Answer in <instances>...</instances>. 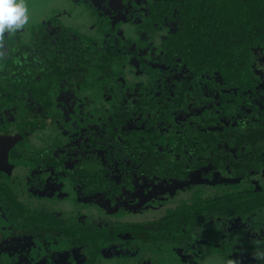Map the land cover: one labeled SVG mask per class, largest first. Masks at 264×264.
Returning a JSON list of instances; mask_svg holds the SVG:
<instances>
[{"label":"trees","instance_id":"obj_1","mask_svg":"<svg viewBox=\"0 0 264 264\" xmlns=\"http://www.w3.org/2000/svg\"><path fill=\"white\" fill-rule=\"evenodd\" d=\"M69 1L85 3V0ZM86 1L96 12L107 8L116 12V17L110 19L113 29L101 35L99 45L59 20L32 27L27 49L17 35L0 36V106L7 109L10 113L7 115L23 106L27 97L33 99L36 95L32 93L31 76L22 68L25 51L32 52L39 44L55 40L56 44H51L52 50L48 53L54 55L61 51L70 57L66 72L60 71L61 76H68L61 89L66 94L63 102L56 106V97L55 105L50 106L48 98L42 100L36 95L35 100H39L41 107L33 102L25 113L27 123L32 120L34 126L38 124L41 128L40 144H31L26 133L25 155L10 154V158L4 159L6 165L12 161L14 166L26 167L29 181H41L44 175L50 182L61 184V188L71 187L76 198L75 218L83 216L86 220V223L67 227L71 229L69 234L62 231L69 242L65 246L56 245L44 263L100 264L102 257L98 251L103 246L104 250L114 253L104 257L105 264L109 260L115 264H129V260L133 264H206L209 257L210 262L220 264H264V241L256 238V233L264 230V191L257 192V203L250 207L243 203L245 193L225 192L224 186H221L224 192L209 197L213 186H217L212 182L229 183V190L230 185L237 186L231 182L241 178L239 168L236 169L231 160V170H224L221 162L230 156L219 151L209 136L217 131L222 140L226 138L229 149L226 152L237 151L241 156L249 153L243 144L251 140L253 133L246 132L244 124L241 126L225 117L233 106L232 92L227 96V91L215 96L214 88L215 85L217 90L228 88L232 83L244 88L264 82V0H248L243 4L236 0L230 3L211 0L208 4L202 1L178 30L170 31L171 47L161 53L144 38L153 30L136 25L137 10L143 15L150 6L152 11L158 7L153 0ZM173 1L160 3L156 9L158 20L169 14L172 6L169 3ZM130 24L136 25V40L126 38L122 30V26ZM42 80L45 82V76ZM93 100L96 109L90 112L88 107ZM46 105L49 115H45ZM149 118L155 125L149 123ZM25 120L23 131L28 125ZM50 130L58 139L48 147L43 140L49 137L46 133ZM258 134L254 140L260 141L264 131ZM195 144H198L197 150ZM132 148L144 151L152 165L161 167L156 177L149 176L150 172L138 176L149 181L145 185L147 188L162 181L165 188L174 185L173 191L180 185L181 192L188 190L192 194V198L182 199L185 202L172 206L161 218V225L134 223L124 218L122 209L108 219L104 217L106 210L101 206L99 194L104 195L107 204L111 201L112 206L124 183L109 178L107 173L103 175L105 180L102 179L97 158L104 156L108 160L118 150L132 151ZM193 163L195 168H207L201 175L204 183L194 190L184 186V177ZM211 166L213 174L207 176ZM105 170L110 173V161ZM217 170L226 175V180L217 179ZM121 176L126 177L125 174ZM0 188V199L12 198L2 169ZM188 192L182 196L188 197ZM169 202L174 204L173 200ZM12 205L20 207L22 216L34 212L14 201ZM198 212L211 215L216 223H226L221 228L226 236L216 239L205 229L198 241ZM207 247L213 253L209 254ZM178 249L181 252L175 251Z\"/></svg>","mask_w":264,"mask_h":264},{"label":"flooded vegetation","instance_id":"obj_2","mask_svg":"<svg viewBox=\"0 0 264 264\" xmlns=\"http://www.w3.org/2000/svg\"><path fill=\"white\" fill-rule=\"evenodd\" d=\"M202 1L204 4H208L211 0H174L173 2L169 3V5H172L169 7V14L166 17L158 20L156 9L159 7L160 3L163 4L164 0H153V3L158 7L152 11L151 9L153 7L150 6L149 10L152 12L150 13L148 10L143 15H141V12L137 10L136 16L138 18H136V25L141 24L143 25V28H150L153 30V32H147V34L144 35V38L146 39V43H149L153 49L157 50L158 53H161L165 51V49L171 47L168 38L170 31L172 32L178 30L179 27L183 25L184 21H187L189 13L193 12L195 7L199 3H202ZM227 1L230 3L231 0ZM236 1H240L239 4H243L248 0ZM71 4L81 7V9L84 8L87 11L93 26L99 33V35H97L95 38L90 36L88 37L92 38L95 44H101V35H103V33H105L107 30L113 29L110 19L116 17V12H113V10L108 8L96 12L92 8L91 4L86 0L85 3L75 4L71 2ZM55 20L59 19L54 18L39 25L49 22L54 23ZM136 25L130 24L122 26V30H124V35L126 38H132L135 40L137 39V36L134 34ZM167 29H169V31ZM72 30L76 33L83 34L75 29ZM29 39L26 41L22 40V42L27 46ZM64 43L65 38L63 44ZM51 44H56L55 40L50 41L49 43L46 42L44 44H39V46L36 47V49H34L32 52L27 53L25 51L23 54L25 67L22 66V68H24V70L26 69V74L31 76L34 87V91L32 93L34 95H39L41 97L40 99L42 100L48 98V103L50 106L55 105V98L57 97L58 102L56 106H58L61 102H63V97L66 95L64 92H61V89H63L62 87L66 85L68 79V76H61L60 71L63 70L66 72V63H68V59L70 57L61 51H57V54L50 55L48 51L52 50L50 49ZM28 46L25 47V49H27ZM81 61L84 62L83 60ZM41 66L42 69L39 68ZM43 76H45L46 84L42 80ZM73 76L75 75L73 74ZM247 76L249 77V74ZM258 84L259 82L253 86L248 85V87L244 86L243 88L241 84L238 85L232 83L227 86L228 88H221L218 90L215 85V96H218L220 93H224L226 91V96L230 95L231 92L233 95L232 99L230 100L233 106L231 109H229V113L225 115V117H230L231 121L234 123L239 122L238 124L241 126L244 124L245 131L248 133L252 132L253 134L251 136V140L246 141L243 144L249 153L242 154V156L238 154L237 151L226 152L229 150L226 148L227 139L225 138L226 141L225 139L222 140L220 138V134H218L217 131L209 136L212 140L211 143L214 144V141L216 142L219 151L225 152L226 156L227 154L230 156V158H227L221 162V166L224 167V170H231L229 168V162L231 160L233 163H235L236 169L239 168L237 171L241 174L240 179L233 180V182H231V184H237V186L230 185L231 189L229 190L227 189V185L229 183L227 184L225 182L223 185H221L219 182H212V184H217V186H213L214 191L211 190V195L209 196L210 198L214 197L216 193L224 192V188L222 189L224 186L226 187L225 192L227 190L231 191L232 193L234 191L241 194L245 193L247 196L243 198V203L250 207L257 203V192L264 191V137L260 141L254 140L255 134L259 136L258 133L264 131V82L259 85ZM223 86H225V83H223ZM239 90L242 92H239ZM36 95L32 97L33 99L27 97L25 102L22 101L24 105L20 106L19 108L17 107L14 113H11L12 115H7L10 114L7 113V109H3L0 106V169L5 172V176L8 179L9 186L12 190V198L8 199L7 197H4V199H0L2 200L0 203V242H2L4 239L7 243L14 240L16 241V239L18 241L21 240L24 249L23 251L20 250V252H18V249L17 251L0 250V264H45V258L48 257V253L57 248L56 245L65 246L66 242H69V239L65 240L64 236L62 235V231L64 230L69 234L71 229L67 227H71L75 225V223H86V220L83 216H79L77 219L75 218L76 207L74 203L76 202V198L72 193L73 191L71 187L65 185L61 188V184L58 185L56 183L54 184L50 182L44 175L42 176L41 181H29V179L26 178L29 172L26 167L22 168L21 166H14L15 164L10 160V165H6L4 163V159L6 157L10 158V156L13 154H19L20 157L25 155L23 152V144L24 140L26 139V133H28L30 136L31 144L36 145L35 141L37 144H40L41 142L43 133L41 128H39V125L37 124L34 126V121L31 120L29 123H27V120L24 119L25 113L30 110V104H33L34 102L41 107L39 100H35ZM23 103H20V105ZM91 104L92 106L88 107V111L90 112L96 109V101L93 100ZM46 113L49 115L47 105L45 115ZM24 120L28 124L26 125L25 131H23L22 127ZM145 121L148 120L146 119ZM153 122L154 121L151 119L149 120L150 124L155 125ZM46 134L49 137L45 136V140H43L44 145L51 147L53 144H56L58 138H54V136H52V131H47ZM190 135L191 133L189 134V137ZM63 144L64 143H62V145ZM132 149V151L118 150L117 153L113 154V157L108 160H106L104 156L97 158L98 162H100L102 165L99 167V174L100 177L102 175V179H104L103 175L107 173L109 178L113 177L116 182H120L121 184L124 183V185L121 186L123 187L121 193L117 195L115 201L112 203V206H110L111 201H108L107 204L103 200V194H99L100 196L97 195L101 200V206H103L104 210H106L104 211L106 215L104 217L105 219H108L112 217V213H116V211L122 209V212L125 214L124 218L126 219V217H128L131 219V217H133L131 221L134 223L139 222L140 224H143V222H150L152 223V226L155 222L157 225H161L162 222L160 220L166 215L167 211L170 210L171 207L176 203L181 204L189 197L192 198V194L189 193L188 190L181 192L180 189L182 188H179L180 185L173 191L172 186L174 185H170L169 187L167 186L165 188L163 187L165 185L162 181L156 182L157 185L155 187L153 186L147 188L145 185H147L149 181L147 182L144 179H140L138 176L142 175L143 172H150L149 176L156 177V175L160 172L161 167L152 165L149 155L144 151H140L136 148ZM194 149H198V144L194 145ZM57 150H60V148L58 147ZM108 161L111 162L110 173L105 170V166L107 165ZM210 169L211 171L207 174V176H212L213 174V167L211 166ZM23 170L25 171L24 173H22ZM205 172H207V168L204 166H198L195 168V163H193L189 166L187 176L184 177L186 182L184 186L192 190L198 188L204 183V180L202 181L201 179V175H204ZM221 173L222 172L220 170L215 171V175L218 176L217 179L226 180V175L222 174V176ZM122 174H125L126 177H122ZM105 190L108 191L109 187H107ZM187 192L188 197H183L182 193ZM7 200L10 201L9 204ZM170 200H173V205H170ZM12 201H14L17 205H22L30 209L32 208L34 212L26 216H22L24 213L20 207H14L12 205ZM193 202L195 203V201ZM156 209H160L159 212L148 216V218L153 219L140 220L145 214L155 211ZM197 216L198 226L196 228V235L198 241L203 232H205V229L212 237L216 236V239L224 238L226 236L223 234V229H221L226 223H216V220L212 218L211 215H203L199 212L196 214V217ZM102 217H100V220H104ZM120 218H122L121 215ZM101 222L102 221L99 222L100 226ZM256 238L260 241H264V230H261L259 234L256 233ZM11 245L13 244L11 243ZM40 246L43 248L42 250L46 251L43 256L36 250ZM49 246L52 247V250L49 248ZM99 250L100 252L98 251V254H100V256L103 258L100 259V264H105V261H103L104 257H109L114 254L112 250H104L103 246H101ZM207 250L209 254L213 253L210 247H207ZM175 251L177 253L181 252L179 249ZM201 252L198 253L200 254ZM210 258L211 257L207 258L204 263L211 264L212 262H210ZM53 260L58 261L57 258H53ZM111 262L113 261L109 260L107 261V264H111Z\"/></svg>","mask_w":264,"mask_h":264},{"label":"rangeland","instance_id":"obj_3","mask_svg":"<svg viewBox=\"0 0 264 264\" xmlns=\"http://www.w3.org/2000/svg\"><path fill=\"white\" fill-rule=\"evenodd\" d=\"M26 6H27V15H28V22L19 29H16L14 31H5L3 34H0V36H14L17 35L20 40H28L30 37V29L32 27L48 22L54 18L59 19L64 25L77 30L78 32H81L87 36H90L92 38L97 37L99 33L96 31L95 27L93 26V23L87 13V11L81 7H78L76 5H72L71 2L67 0H24ZM84 13H82V12ZM131 28V27H129ZM131 35V34H129ZM35 140V139H34ZM37 144V142L35 141ZM25 171L23 170L22 173ZM160 210V209H159ZM158 209L155 211H151L147 214H145L143 217H141L140 220H149L153 218H148V216L159 212ZM133 217H131L132 220ZM11 243L13 245H11ZM29 248V247H28ZM35 248V247H33ZM32 248V249H33ZM49 248L52 250V247L49 246ZM19 250L18 252L23 251V245L21 243V240L11 241L9 243L5 242V239L0 242V250L6 251H13V250ZM43 248L40 246L37 250V252L41 253L42 256L45 254L46 251L42 250ZM7 253V252H6ZM162 257H165L164 254H160ZM169 254H167L168 256ZM174 257V256H173ZM111 264H114L111 262ZM129 264H133L131 260H129ZM207 264V263H206ZM211 264H220L216 261H213Z\"/></svg>","mask_w":264,"mask_h":264},{"label":"clouds","instance_id":"obj_4","mask_svg":"<svg viewBox=\"0 0 264 264\" xmlns=\"http://www.w3.org/2000/svg\"><path fill=\"white\" fill-rule=\"evenodd\" d=\"M24 0H0V34L22 28L28 22Z\"/></svg>","mask_w":264,"mask_h":264}]
</instances>
